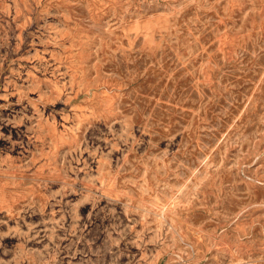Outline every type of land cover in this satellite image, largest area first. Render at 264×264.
Masks as SVG:
<instances>
[{"label": "rangeland", "instance_id": "obj_1", "mask_svg": "<svg viewBox=\"0 0 264 264\" xmlns=\"http://www.w3.org/2000/svg\"><path fill=\"white\" fill-rule=\"evenodd\" d=\"M0 264H264V0H0Z\"/></svg>", "mask_w": 264, "mask_h": 264}]
</instances>
